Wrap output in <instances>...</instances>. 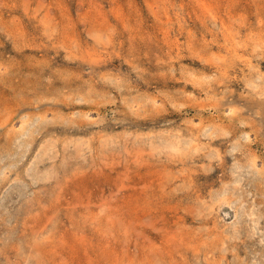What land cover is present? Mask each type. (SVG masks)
Returning a JSON list of instances; mask_svg holds the SVG:
<instances>
[{
    "label": "rangeland",
    "instance_id": "rangeland-1",
    "mask_svg": "<svg viewBox=\"0 0 264 264\" xmlns=\"http://www.w3.org/2000/svg\"><path fill=\"white\" fill-rule=\"evenodd\" d=\"M262 74L264 0H0V264L251 263Z\"/></svg>",
    "mask_w": 264,
    "mask_h": 264
},
{
    "label": "bare ground",
    "instance_id": "bare-ground-1",
    "mask_svg": "<svg viewBox=\"0 0 264 264\" xmlns=\"http://www.w3.org/2000/svg\"><path fill=\"white\" fill-rule=\"evenodd\" d=\"M257 74H258V76L260 75L259 71H257ZM23 116H24V114H23ZM26 130H27V128H26ZM4 131H6V130H4ZM24 135H27L26 131H24ZM18 137H21V135H19ZM174 137L178 139V136L176 137V135H175ZM23 141H25L24 142L26 145L25 150L27 151L28 150L27 146L29 147V143L27 142L26 138L23 139ZM173 141H174V139H173ZM21 142H22L21 140L17 141V145L20 146ZM170 143L172 144V142H170ZM180 147H181V145H180ZM194 149L199 150V147H197V145H196L194 147ZM17 151H18V148L16 149V152ZM251 160H252V163L256 165L255 158H252ZM256 173L260 174V175L264 174V172L259 171V169H256ZM230 179H231L230 180L231 183H234V184L232 186H229V188H226L224 191H222L221 194L219 195V199H218L219 200L218 205L221 206L222 204H226V206H228L229 208H232L233 214L235 217V220L233 221V224H232L234 227V230L232 232L227 231L226 235L229 236L228 239H230L232 245L234 244L233 246L236 247L238 250H239V245H238L237 239L239 238V240H242L244 243L249 242L251 245H248V248L250 247V249L255 252L254 253L255 258H253V261L251 263H243L242 262L240 264H264V234L259 230V229H262L261 224L264 223V200H258V202L260 201L263 204L262 206L258 202H254L255 205L253 203H251L249 205L246 204L245 203L246 198L244 196L245 191L243 192L244 194L241 191H238V189H241V179L242 178H240V176H235L233 178L230 177ZM257 180L259 182L258 184H260L262 186L260 189L263 191V194H264V178L262 177L261 179H257ZM252 185H254V184H252ZM256 205H259V206H256ZM260 206H261V208L259 209ZM248 225H249V227H248ZM255 234H257V236ZM242 237H244V238L242 239ZM219 240L222 243L225 241L224 237L220 238ZM228 245H230V244H228ZM225 247H226V245H225ZM222 250H226V248H221V251ZM221 254H222V252H221Z\"/></svg>",
    "mask_w": 264,
    "mask_h": 264
}]
</instances>
